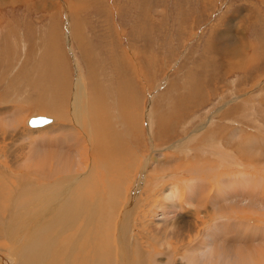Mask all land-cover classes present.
<instances>
[{
  "label": "rangeland",
  "instance_id": "374dc122",
  "mask_svg": "<svg viewBox=\"0 0 264 264\" xmlns=\"http://www.w3.org/2000/svg\"><path fill=\"white\" fill-rule=\"evenodd\" d=\"M35 115L48 125L29 128ZM0 164L7 264L39 238L54 246L46 264H104L106 244L82 230L89 211L69 229L53 226L55 208L1 211L9 197L21 202L26 175L51 184L58 210L77 202L84 191L63 188L91 167L97 183L126 188L122 216L129 203L136 211L137 235L117 237L127 245L122 264H164L172 246L179 264H198L207 250L185 247L201 239L198 225L215 229L212 258L226 246L264 264V0H0ZM96 193L89 210L103 225L108 207L100 199L93 209Z\"/></svg>",
  "mask_w": 264,
  "mask_h": 264
},
{
  "label": "bare ground",
  "instance_id": "6f19581e",
  "mask_svg": "<svg viewBox=\"0 0 264 264\" xmlns=\"http://www.w3.org/2000/svg\"><path fill=\"white\" fill-rule=\"evenodd\" d=\"M69 36V35H68ZM69 39V38H68ZM77 67V65H76ZM63 79V78H62ZM55 82V81H54ZM80 90V92L82 94L85 93V89L83 86H79L78 88ZM75 96V95H74ZM76 98V97H75ZM79 99V98H78ZM77 99V101H78ZM75 101V99H74ZM76 101V102H77ZM75 102V106L77 105ZM100 105V104H99ZM78 106V105H77ZM78 115V114H76ZM83 116V115H82ZM32 117H39V116H32ZM31 118V117H30ZM75 118H78L75 116ZM83 119V118H82ZM98 120V119H97ZM97 120H94V121H97ZM82 121V120H81ZM74 122V121H73ZM77 122V121H76ZM102 123V122H101ZM48 125V124H47ZM46 124L44 126H42L41 128L47 126ZM98 125H100L98 123ZM28 126V125H27ZM103 126V125H102ZM29 127V126H28ZM30 128V127H29ZM32 129V128H31ZM34 129V128H33ZM37 129V128H35ZM95 129V128H94ZM97 129V128H96ZM105 129V128H104ZM92 130V129H91ZM97 131V130H96ZM105 131V130H104ZM102 132V131H101ZM100 132V133H101ZM92 133V131H91ZM99 133V132H98ZM103 133V132H102ZM86 134V133H85ZM104 134V133H103ZM88 137V136H87ZM90 137V136H89ZM92 139V138H91ZM108 139V138H107ZM87 140V139H85ZM32 158H28V160H31ZM26 162V161H25ZM30 162V161H29ZM21 163V162H20ZM37 163V162H36ZM48 164V163H46ZM45 164V165H46ZM60 164V165H59ZM64 165H67L66 162L64 161H61V163L59 162L58 160V164H57V167L55 166V172H62L63 169L66 167ZM69 165V164H68ZM40 166V165H39ZM39 166H37L39 168ZM98 166H101L102 167V162L99 161V165ZM43 167V166H42ZM40 167V168H42ZM71 167V165L68 166V168ZM85 167V166H84ZM51 168V167H50ZM48 168V169H50ZM96 169V167H91V169L87 170L84 169L85 173L84 174H80L78 176V178H76V182L75 183H78V185L76 184V186H68V187H65L63 188V190H65V192L69 193V192H73V191H79V192H83V194H85V196H80L79 195V200L77 202H71L70 199H67V200H63L62 202V205L60 207V209L58 210L57 208V204L55 203L56 202V197H53L54 195L52 194V192L50 193L49 192V186L51 185L49 182L46 181V183H42L41 185V178L39 179H35L33 178L32 176H29V175H26L25 177V183H21L18 184L20 185V188L19 186L17 187V191H16V195L19 196L18 199H22L21 202H18L16 204V200H14L15 198H17L16 196H12L13 198H10L9 197V207L8 208H4L2 207L1 211H7L8 214L14 209H23V210H26V211H32V210H37L39 212H42L44 210H47L49 208H55L56 209V214L54 216V222H53V226L54 225H58V226H63V227H67L68 229L74 224L76 223L79 219H82V213L85 214L86 211H89V214L87 216V220L85 221V227L82 229L83 232H86L87 230H89V235H90V240H91V244H93L92 242L96 241L98 239V237L102 238V241L106 244L107 248L105 250V252H101L99 251V254L101 255V257L103 258L104 260V264H116L117 262L119 264H122L121 263V259L123 258V255L124 253H126V244H124L125 242V239H126V242L127 241H130V238L131 236H136L137 234H133V230H132V223L134 222V219L133 217L134 216H131L133 214L136 213V211H134V209L132 208L131 209V204L132 203H129L127 206H128V209L125 213H128V214H124V216L121 215V207L123 206L122 203L120 202V200H118V198H120L121 196L125 195L123 194V188L121 186V182H118V181H115V180H111V179H106L104 178V182L106 184H104L103 182L101 183H97L98 179H96V177L94 176V170ZM36 171V170H35ZM82 171V170H81ZM212 171V170H211ZM42 172V170H41ZM4 173V167L0 164V177H4L3 175ZM10 173V172H9ZM38 173V172H37ZM78 173V172H77ZM7 174V173H6ZM14 173H11L10 177L12 179H15L16 177V174ZM65 175V174H64ZM66 177V176H65ZM103 177V176H102ZM43 178V177H42ZM70 179V178H69ZM118 180L120 181H123L126 179V178H117ZM116 179V180H117ZM7 180V179H6ZM9 180V179H8ZM45 180V179H43ZM128 180V179H127ZM131 181V180H129ZM14 182V181H13ZM20 182V181H18ZM140 182V181H139ZM73 183V182H72ZM17 183H15L16 185ZM125 184H127L125 182ZM136 184V183H135ZM139 184V183H138ZM234 184V182H233ZM231 183V186L233 185ZM4 185V184H3ZM2 185V186H3ZM14 185V186H15ZM70 185V183H69ZM124 185V184H123ZM128 185V184H127ZM153 185V184H152ZM151 185V186H152ZM238 185V184H237ZM78 186V187H77ZM150 186V188H151ZM52 187V186H51ZM158 186L156 185V187H154V189H156ZM136 191V188H137V184L136 186L134 187ZM153 188V187H152ZM151 188V189H152ZM153 189V190H154ZM12 190V189H11ZM99 190H101V194H100V197L99 200L97 201V203L93 206V209L95 210L98 206V204L100 203V199L103 200V202H105L106 206L108 207V215H107V219H106V222L103 224V225H100L99 224V219H98V215L97 213L95 212H91L89 209L92 208V203L91 201L88 199L89 196H92V197H95V196H99L96 192L99 193ZM126 190V188H125ZM124 190V191H125ZM233 191V190H232ZM144 192V191H142ZM150 192V191H148ZM137 193V192H136ZM135 193V197L137 196ZM151 194L153 192H150ZM234 193V192H233ZM236 193V192H235ZM234 193V194H235ZM2 194V193H1ZM80 194V193H79ZM143 194V193H142ZM147 194V193H146ZM173 196L172 198L174 199L175 195H174V191L173 190H170L168 194H166V197L167 198H170L171 195ZM197 194V193H196ZM234 194L232 195L233 197H231L232 201L234 200L233 198L236 197L234 196ZM132 196H130V200L134 199L133 198V194H131ZM198 196L200 195L199 193L197 194ZM196 195V196H197ZM11 196V195H10ZM124 196V197H125ZM196 196L194 199H196ZM197 196V198H198ZM202 196V195H201ZM5 197V196H4ZM165 197V195H164ZM194 197V196H193ZM192 197V199H193ZM91 198V197H90ZM123 198V197H122ZM171 198V199H172ZM203 198V197H202ZM127 199V198H125ZM166 199V198H165ZM168 200V199H167ZM197 200V199H196ZM93 201V200H92ZM28 202H30L29 204H27ZM133 202V201H132ZM190 202V201H189ZM192 202V201H191ZM190 202V203H191ZM201 202V201H200ZM205 202V201H204ZM58 203H60L58 201ZM190 203H187L188 205ZM242 203V202H241ZM3 204V203H2ZM193 204V203H192ZM200 204V203H199ZM125 205V204H124ZM173 205V204H172ZM140 205L138 204L137 205V209ZM171 206V205H170ZM1 207V206H0ZM84 207L86 210L80 212L79 208H82ZM175 207V205H174ZM181 209V208H180ZM50 210H48L47 212H45L46 214L49 212ZM4 212V213H5ZM2 213V212H0ZM67 213H70V215H68ZM120 215V217H119ZM2 216H4V214L2 213ZM220 218L223 217L222 214L219 215ZM84 217V216H83ZM119 217V218H118ZM1 218V216H0ZM127 220L126 224L128 226V230H127V233L123 232L121 230L122 226H119L118 227V220H121L120 224L123 223V219ZM224 218V217H223ZM209 219V218H208ZM97 220L98 223L95 225L93 222ZM218 221V220H217ZM223 221V220H221ZM131 222V223H130ZM202 222V221H201ZM119 224V225H120ZM125 224V223H124ZM129 224V225H128ZM215 224V223H214ZM228 224V223H226ZM91 225V226H90ZM198 225V223H197ZM220 225V223H219ZM126 226V227H127ZM195 226V223L193 225V227ZM201 226V225H200ZM200 226H196V230L194 229V232H196V234H194L193 236H200L201 239L200 240H196V239H189L187 241V244H185V247L186 249L190 250V251H201L202 249L204 250H207V254H204L203 257H201L199 260H198V264H253L252 261H254V257L255 256H241V255H238V256H233L230 255V254H226L225 251H228V253H230V249H226V246L225 247H220V248H215L217 251L216 253H220L218 255H216V257L212 258V254L214 253L213 252V249H211V244H212V241H214L215 239V235L216 233H214L215 229L212 230L211 232H209L207 230H205L204 227L200 228ZM90 227V228H89ZM124 227V226H123ZM190 227V226H189ZM187 227V228H189ZM206 227V225H205ZM215 227V226H214ZM217 227V226H216ZM222 228L224 227V225L221 226ZM195 228V227H194ZM210 228V227H209ZM127 229V228H126ZM208 229V228H206ZM218 229V228H217ZM236 229V228H235ZM92 231H93V235H92ZM188 231V229H187ZM191 231V230H190ZM188 231V232H190ZM193 231V230H192ZM182 232V231H181ZM180 233V232H179ZM178 233V234H179ZM183 233V232H182ZM177 234V236H178ZM187 234V233H186ZM190 234V233H189ZM118 235V236H117ZM252 235V234H251ZM254 235V234H253ZM132 236V237H133ZM176 236V234H175ZM188 236V235H187ZM117 237H121L124 241L122 242V240L119 242H117ZM191 238V235L189 236ZM218 237V236H217ZM118 238V239H119ZM176 238V237H175ZM181 238V236H180ZM186 238V237H185ZM188 238V237H187ZM221 238V237H220ZM253 238V236H252ZM178 239V237H177ZM219 240V238H217ZM222 239V238H221ZM183 240V239H182ZM181 240V241H182ZM262 241V240H261ZM131 242V241H130ZM216 242V241H214ZM127 244H130V243H127ZM132 244V243H131ZM130 244V245H131ZM128 245V246H130ZM219 245V244H218ZM217 245V246H218ZM246 245V244H245ZM249 245V244H248ZM3 246V244L1 245ZM169 246H172L171 244H169ZM173 248V249H172ZM172 248H169L166 253L164 254L163 257V260H164V264H179L176 260H175V249L174 247L172 246ZM249 247H245V249H241L242 251H250V249H248ZM258 248H260L258 246ZM225 249V250H224ZM138 250H139V243L138 242H135L134 243V254L136 257H138ZM193 251V252H194ZM234 251V250H233ZM53 253H54V246L52 245V241H46L45 239L43 238H39L36 240V242L34 243L33 247H32V251H31V254L24 257V259L19 263V264H46V263H49L51 261H53ZM160 254V253H159ZM4 250L2 248H0V264H7V262L5 261L4 257ZM224 255V256H223ZM231 256V257H230ZM225 257V258H224ZM182 258V257H181ZM260 258H261V255H258L257 257V261H256V264H259V261H260ZM184 259V258H182ZM185 259H188L187 262L188 263H193L195 264V261L193 258L191 257H186ZM184 259V260H185ZM255 262V261H254ZM145 263V262H144ZM146 264V263H145ZM153 264H159L157 263L156 261L153 262Z\"/></svg>",
  "mask_w": 264,
  "mask_h": 264
},
{
  "label": "water",
  "instance_id": "95a60500",
  "mask_svg": "<svg viewBox=\"0 0 264 264\" xmlns=\"http://www.w3.org/2000/svg\"><path fill=\"white\" fill-rule=\"evenodd\" d=\"M48 123H49V120L44 117H32V118H29L27 121V125L30 128H38Z\"/></svg>",
  "mask_w": 264,
  "mask_h": 264
},
{
  "label": "crops",
  "instance_id": "0c3cea01",
  "mask_svg": "<svg viewBox=\"0 0 264 264\" xmlns=\"http://www.w3.org/2000/svg\"><path fill=\"white\" fill-rule=\"evenodd\" d=\"M35 116H42V115H35ZM31 117H32V116H31ZM29 118H30V117H29ZM29 118H28V119H29ZM28 119H27V121H28ZM27 121H26V122H27Z\"/></svg>",
  "mask_w": 264,
  "mask_h": 264
}]
</instances>
